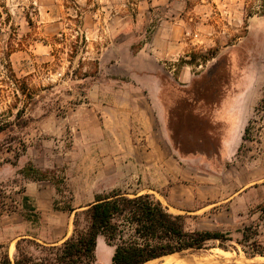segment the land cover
Instances as JSON below:
<instances>
[{
	"label": "rangeland",
	"instance_id": "rangeland-1",
	"mask_svg": "<svg viewBox=\"0 0 264 264\" xmlns=\"http://www.w3.org/2000/svg\"><path fill=\"white\" fill-rule=\"evenodd\" d=\"M263 11L264 0H0V245L12 257L22 238L60 245L76 214L85 229L87 207L119 191L152 195L189 231L231 235L229 251L210 242L155 264H264L238 243L258 225L264 244ZM25 196L39 223L24 219ZM100 243L103 264L114 249Z\"/></svg>",
	"mask_w": 264,
	"mask_h": 264
},
{
	"label": "trees",
	"instance_id": "trees-1",
	"mask_svg": "<svg viewBox=\"0 0 264 264\" xmlns=\"http://www.w3.org/2000/svg\"><path fill=\"white\" fill-rule=\"evenodd\" d=\"M261 110L264 111V105ZM5 129L0 125V133ZM249 131L247 127L245 133ZM5 199L0 187V217L6 209ZM22 209L26 221H41L42 216L30 197L23 198ZM54 210L76 212L72 206L60 209L56 204ZM258 211L264 221V204ZM83 213L87 227L80 228V217L76 214L73 235L60 245H42L22 238L16 244L14 257L6 246L0 245V264H98L97 247L101 237L114 249L111 264H147L175 254L207 249L210 242H219L215 248L229 251L228 243L232 241L231 235L225 232L187 230L184 216L170 213L150 194L130 196L115 191L111 195L98 196ZM258 227L245 228L243 239L238 242L249 257H264V244L256 238L257 233L256 236L252 233Z\"/></svg>",
	"mask_w": 264,
	"mask_h": 264
},
{
	"label": "crops",
	"instance_id": "crops-1",
	"mask_svg": "<svg viewBox=\"0 0 264 264\" xmlns=\"http://www.w3.org/2000/svg\"><path fill=\"white\" fill-rule=\"evenodd\" d=\"M155 53H158V52L155 51ZM147 75H148V77L155 79V83L157 84V88H159L158 89V92H157V101H160V98H161V95H162V92H163V88H166L165 83L161 80L159 72H156V73H148ZM232 105H233V100L231 98H229V101H227L225 103V108L224 109L227 110ZM244 127H245V125H244ZM228 141H229V138H227V142ZM100 247H101V243H100V239H99V243H98L97 249H99ZM112 255H113V251L110 252V255L107 257V260H100L99 259V261L100 262L102 261L103 264H111Z\"/></svg>",
	"mask_w": 264,
	"mask_h": 264
},
{
	"label": "bare ground",
	"instance_id": "bare-ground-1",
	"mask_svg": "<svg viewBox=\"0 0 264 264\" xmlns=\"http://www.w3.org/2000/svg\"><path fill=\"white\" fill-rule=\"evenodd\" d=\"M13 250V249H12ZM224 252V251H223ZM224 253H227V252H224ZM175 256V255H174ZM174 256H169V257H165V258H163V259H161V260H164V259H170V258H173ZM261 258H264V257H261ZM174 259V258H173ZM159 261V260H158ZM158 261H153V262H149V263H147V264H155L156 262H158ZM170 262H171V259L169 260ZM261 261V260H260Z\"/></svg>",
	"mask_w": 264,
	"mask_h": 264
}]
</instances>
